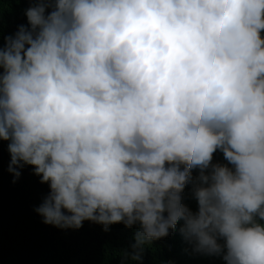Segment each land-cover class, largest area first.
Wrapping results in <instances>:
<instances>
[{
    "label": "clouds",
    "instance_id": "clouds-1",
    "mask_svg": "<svg viewBox=\"0 0 264 264\" xmlns=\"http://www.w3.org/2000/svg\"><path fill=\"white\" fill-rule=\"evenodd\" d=\"M25 15L0 48V139L13 182L32 165L48 183L42 222L138 223V246L182 220L197 252L264 264V0H49Z\"/></svg>",
    "mask_w": 264,
    "mask_h": 264
},
{
    "label": "trees",
    "instance_id": "trees-1",
    "mask_svg": "<svg viewBox=\"0 0 264 264\" xmlns=\"http://www.w3.org/2000/svg\"><path fill=\"white\" fill-rule=\"evenodd\" d=\"M38 2L49 0H0V48L18 26H28L25 9ZM51 10L46 8L45 14ZM7 145L8 141L0 139V264H226L220 255L197 252L179 230L182 220L166 235L138 246V223L130 227L112 223L107 230L90 220H84L78 229L43 223L35 208L50 191L49 185L34 174L32 165L20 168L21 174L13 182ZM217 162L228 163L220 150L213 153L212 163ZM198 174L199 169L192 170L194 182ZM192 189V182L186 184L182 199L196 211ZM137 253L139 258H135Z\"/></svg>",
    "mask_w": 264,
    "mask_h": 264
}]
</instances>
